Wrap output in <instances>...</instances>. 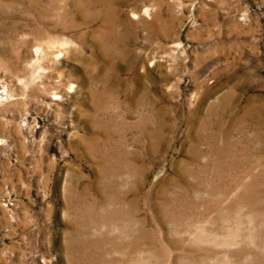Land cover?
I'll use <instances>...</instances> for the list:
<instances>
[{
	"label": "rangeland",
	"instance_id": "obj_1",
	"mask_svg": "<svg viewBox=\"0 0 264 264\" xmlns=\"http://www.w3.org/2000/svg\"><path fill=\"white\" fill-rule=\"evenodd\" d=\"M0 264H264V0H0Z\"/></svg>",
	"mask_w": 264,
	"mask_h": 264
}]
</instances>
